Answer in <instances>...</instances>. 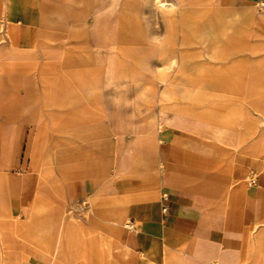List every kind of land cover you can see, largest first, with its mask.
Instances as JSON below:
<instances>
[{"label":"rangeland","instance_id":"374dc122","mask_svg":"<svg viewBox=\"0 0 264 264\" xmlns=\"http://www.w3.org/2000/svg\"><path fill=\"white\" fill-rule=\"evenodd\" d=\"M7 2L0 130L24 129L35 183L27 210L0 214V264H123L131 222L113 176L158 169L169 125L231 186L264 173V0H33L29 50L7 42ZM89 180L96 192L77 195ZM69 222L84 227L78 240ZM243 225L238 247L193 238L172 250L178 264H264V220Z\"/></svg>","mask_w":264,"mask_h":264},{"label":"crops","instance_id":"0c3cea01","mask_svg":"<svg viewBox=\"0 0 264 264\" xmlns=\"http://www.w3.org/2000/svg\"><path fill=\"white\" fill-rule=\"evenodd\" d=\"M5 5L10 10L7 42L14 49L29 50L35 40L33 0H8ZM234 44L242 45L240 37ZM257 49L253 47V51ZM207 68L220 74L219 68ZM175 132L177 128L169 125L166 135L160 137L158 169L113 176V196L124 208L122 218L133 225L121 231L120 241L125 240L128 249L120 246L123 264H178L180 258L172 250L200 237L233 250L242 242L247 228L243 224L249 215L253 214L256 221L264 220V173L252 184L239 181L231 186L229 177L210 171L215 164L213 156ZM25 141L21 127L0 130V177L4 182L10 179L8 187L5 185V197L10 202H0V214L27 210L34 195V174L24 168ZM96 188L97 184L89 180L75 187V193L88 196ZM163 192L169 197L166 213L162 211ZM219 200L220 205L211 206ZM30 223L33 220L25 224ZM63 228L66 236L77 240L84 230L74 222ZM210 264H217V259Z\"/></svg>","mask_w":264,"mask_h":264},{"label":"built area","instance_id":"2783aa9c","mask_svg":"<svg viewBox=\"0 0 264 264\" xmlns=\"http://www.w3.org/2000/svg\"><path fill=\"white\" fill-rule=\"evenodd\" d=\"M162 200H163L162 211H163V213H166L168 211V208H169V197H168L167 192H163ZM132 226L133 225L130 223V228H133Z\"/></svg>","mask_w":264,"mask_h":264}]
</instances>
